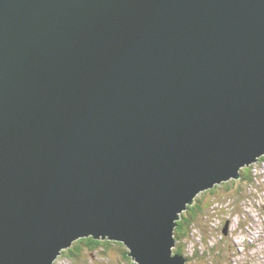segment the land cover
I'll list each match as a JSON object with an SVG mask.
<instances>
[{
  "label": "water",
  "instance_id": "1",
  "mask_svg": "<svg viewBox=\"0 0 264 264\" xmlns=\"http://www.w3.org/2000/svg\"><path fill=\"white\" fill-rule=\"evenodd\" d=\"M261 156L264 0H0V264H186L182 212Z\"/></svg>",
  "mask_w": 264,
  "mask_h": 264
},
{
  "label": "rangeland",
  "instance_id": "2",
  "mask_svg": "<svg viewBox=\"0 0 264 264\" xmlns=\"http://www.w3.org/2000/svg\"><path fill=\"white\" fill-rule=\"evenodd\" d=\"M244 168L247 177H243V169L241 177L223 184L214 195L202 192L197 195L205 203L204 211L190 224L185 235L175 237L173 247L174 252H179L180 247L179 253L187 256L186 264H264V159L259 158ZM95 239L109 240L110 245L91 251L82 247L74 260L61 252L54 264H125L133 261L131 256H124L114 239ZM254 240L258 243L255 248L252 246Z\"/></svg>",
  "mask_w": 264,
  "mask_h": 264
},
{
  "label": "trees",
  "instance_id": "3",
  "mask_svg": "<svg viewBox=\"0 0 264 264\" xmlns=\"http://www.w3.org/2000/svg\"><path fill=\"white\" fill-rule=\"evenodd\" d=\"M260 159H264V156H261ZM243 169H244L243 177H247L245 175L246 169L245 168H243ZM243 177H242V179L245 180ZM232 181H234V180L231 179L229 181L222 182L221 183L222 185L221 184L216 185L211 189L203 191L202 193H204V195L205 194H208V195L213 194L214 195L216 193V190L218 188H221L223 186V184L227 185L228 182H232ZM204 206H205V203L196 196V198L194 199V202L185 211L182 212L181 218L179 220H177L176 226L174 228L175 237H179V236L186 234V232L189 229L190 224H192L193 222H196L197 218H199V215L201 213H203ZM209 206H210V204H208L206 206L207 209ZM116 244L118 245V249H120V251H122L124 256H125L127 254L128 250L124 247V245L121 242H116ZM104 245H105V247L108 248L110 245V241L109 240H98V239H95L91 236L82 237V238L74 241V243L69 248L63 249L62 253L64 255H66L70 260H74L76 257L79 256V254H80L79 252L82 251L81 250L82 247H86L87 249H90V251H91L95 248L101 249L99 247L104 246ZM177 245H179L178 242H177ZM177 251L181 252L182 250H180V247H178ZM127 259H128V257H127ZM125 264H130V262H127Z\"/></svg>",
  "mask_w": 264,
  "mask_h": 264
},
{
  "label": "bare ground",
  "instance_id": "4",
  "mask_svg": "<svg viewBox=\"0 0 264 264\" xmlns=\"http://www.w3.org/2000/svg\"><path fill=\"white\" fill-rule=\"evenodd\" d=\"M264 178V177H263ZM256 226V225H255ZM253 236H254V234H253ZM264 237V236H263ZM252 246L255 248V247H257L258 246V243H257V241L256 240H254L253 241V243H252ZM252 249V248H251ZM246 253V252H245ZM60 255V254H59Z\"/></svg>",
  "mask_w": 264,
  "mask_h": 264
}]
</instances>
